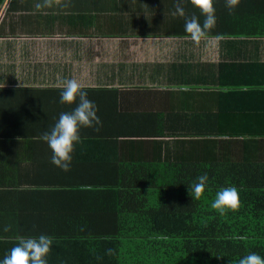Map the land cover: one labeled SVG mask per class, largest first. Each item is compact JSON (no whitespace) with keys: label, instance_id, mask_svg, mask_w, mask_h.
Returning <instances> with one entry per match:
<instances>
[{"label":"crops","instance_id":"1","mask_svg":"<svg viewBox=\"0 0 264 264\" xmlns=\"http://www.w3.org/2000/svg\"><path fill=\"white\" fill-rule=\"evenodd\" d=\"M214 8L218 32H206L219 33L222 15L238 13L244 35L256 36L193 40L180 22L203 17L191 0H6L0 225L22 227L25 237L44 228L54 240L50 254L66 258L83 255L86 245L72 243L90 236L73 231L90 224L120 239L119 264H168L134 231L119 232L131 218L116 205L118 187L93 179L134 176L143 164L170 163L169 173L183 154L209 166L236 162L244 178L252 165L264 175V0H239L234 9L214 0ZM65 79L83 85L101 121L81 129L67 172L51 163L42 139L76 106L60 103ZM13 241L0 236V259Z\"/></svg>","mask_w":264,"mask_h":264},{"label":"trees","instance_id":"2","mask_svg":"<svg viewBox=\"0 0 264 264\" xmlns=\"http://www.w3.org/2000/svg\"><path fill=\"white\" fill-rule=\"evenodd\" d=\"M5 3L6 0H0V12ZM222 17L228 21L221 22L220 25L225 26L219 29V33H209L211 30L218 32L217 19L215 27L205 35L235 38L256 36L252 33L244 35V24H239L243 17L238 13L234 17ZM199 19L202 24L204 17ZM180 22L185 25V19ZM2 118L0 109V132L5 126ZM174 161H178L174 162L176 168L173 167L169 173L170 163L157 167L143 164L142 171L134 176L125 174L117 178L93 179V183L100 186L118 187L116 205H121L124 214L131 218V222L121 221L119 232L135 233L138 238L146 239L145 244L152 247L149 246L153 257L158 261H168V264H236L238 258L249 252L264 256V175L257 176L259 167L252 165L244 178V168L234 170L242 168L236 162L222 163L217 159L209 166L200 162L199 158L184 154ZM205 172L209 176L205 194L200 200L191 199L188 186ZM227 186L238 189L240 203L235 210H228L221 215L210 204L215 192ZM62 228L65 233L70 234L67 227ZM74 228L73 232L90 236L84 241L77 238L72 243L86 245L85 252L81 253L83 255L72 254L64 258L66 253L62 252L55 258L53 253H49L48 263H120L122 244L119 238L103 237L100 231L98 234L94 233L90 224H80ZM40 232L49 235L44 228H40ZM26 234L28 231L22 227L0 225V236L14 239L11 248L18 242L16 239L20 235ZM109 249L112 250L111 253Z\"/></svg>","mask_w":264,"mask_h":264},{"label":"clouds","instance_id":"3","mask_svg":"<svg viewBox=\"0 0 264 264\" xmlns=\"http://www.w3.org/2000/svg\"><path fill=\"white\" fill-rule=\"evenodd\" d=\"M204 17L201 24L199 17L185 18V32L193 40H198L206 31L215 27L214 0H191ZM239 0H227L228 7L234 9ZM39 7V5H37ZM184 16L182 8L177 9ZM60 103L76 106L70 112L60 113L58 119L42 134V139L51 150V163L67 172L70 170L75 146L81 142V129L93 128L101 124L97 115L98 108L88 99L87 91L76 79H65L62 82ZM207 172L198 175L188 186L191 199L200 200L208 187ZM240 203L239 191L234 186L218 189L211 201V208L221 215L228 210H235ZM54 244L53 237L47 234L20 236L18 242L0 259V264H48V256ZM111 253V249L108 250ZM236 264H264V256L257 252H249L236 261Z\"/></svg>","mask_w":264,"mask_h":264},{"label":"rangeland","instance_id":"4","mask_svg":"<svg viewBox=\"0 0 264 264\" xmlns=\"http://www.w3.org/2000/svg\"><path fill=\"white\" fill-rule=\"evenodd\" d=\"M180 263V262H179Z\"/></svg>","mask_w":264,"mask_h":264}]
</instances>
